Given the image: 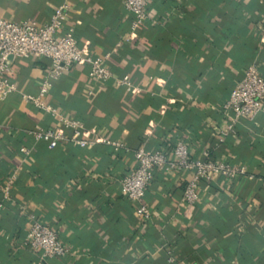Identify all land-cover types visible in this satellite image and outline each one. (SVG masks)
Here are the masks:
<instances>
[{
    "label": "crops",
    "instance_id": "1",
    "mask_svg": "<svg viewBox=\"0 0 264 264\" xmlns=\"http://www.w3.org/2000/svg\"><path fill=\"white\" fill-rule=\"evenodd\" d=\"M62 2L59 32L70 29L93 56L108 54L111 77L92 80L87 65L74 64L45 100L123 146L61 141L48 149L26 135L54 125L22 98L36 94L49 61L13 58L16 89L0 100V185L12 176L0 206V264H264V102L223 142L213 133L245 66L264 77V0H147L133 32L122 0H0V17L43 23ZM117 77L137 90H121ZM177 140L189 157L206 152L242 164L251 178L213 175L185 205L188 173L154 170L144 191L149 216L137 217L120 177L133 169L137 148L172 159ZM31 218L56 232L66 255L39 258L22 244Z\"/></svg>",
    "mask_w": 264,
    "mask_h": 264
},
{
    "label": "built area",
    "instance_id": "2",
    "mask_svg": "<svg viewBox=\"0 0 264 264\" xmlns=\"http://www.w3.org/2000/svg\"><path fill=\"white\" fill-rule=\"evenodd\" d=\"M122 5L130 15L129 29L133 32L145 18L147 0H122ZM66 11L65 2L60 3L43 23L30 18L13 21L0 17V100L16 89V84L9 79L13 58H46L49 66L36 94H26L22 98L40 111L49 114L54 120V125L47 128L35 126L26 130V135L34 141L43 142L48 149L54 148L58 142L69 141L81 148L101 143L117 150L123 146L120 142L98 136L94 130L86 128L80 121L61 112L45 100L52 82L74 64L87 65V76L92 80L105 81L111 77L104 61L108 54L93 56L85 47L76 43L70 29L59 32ZM119 44L120 42L116 46ZM113 82L123 91L137 90L126 78H113ZM263 102L264 77L260 76L253 65H247L229 96L220 105L226 120L223 127L213 128L216 141L221 143L228 134H232L235 124L241 118L251 120L257 113L263 111ZM171 155L172 159H167L159 149L146 151L137 148L133 152L134 167L120 177L118 187L137 217L147 219L149 216L144 191L154 170L163 174L180 171L188 173L180 197L185 205H192L197 201L199 183L210 180L213 175L223 178L235 176L251 178L242 164L224 159H209L206 152H202L198 157H189L185 144L180 140L174 143ZM11 179L12 176L0 185V206L10 200ZM31 219L22 238V244L35 250L39 258L66 255L68 249L58 240L56 232L49 226ZM166 253L167 261H171L170 252Z\"/></svg>",
    "mask_w": 264,
    "mask_h": 264
}]
</instances>
